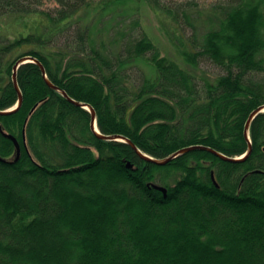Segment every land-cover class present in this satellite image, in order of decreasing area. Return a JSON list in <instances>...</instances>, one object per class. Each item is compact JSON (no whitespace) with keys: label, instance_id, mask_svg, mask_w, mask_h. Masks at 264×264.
Returning a JSON list of instances; mask_svg holds the SVG:
<instances>
[{"label":"trees","instance_id":"obj_1","mask_svg":"<svg viewBox=\"0 0 264 264\" xmlns=\"http://www.w3.org/2000/svg\"><path fill=\"white\" fill-rule=\"evenodd\" d=\"M54 1L0 0V111L17 61L37 60L0 115V264H264V112L245 132L264 105V0ZM145 3L179 58L143 29ZM62 91L157 159L252 150L158 164Z\"/></svg>","mask_w":264,"mask_h":264},{"label":"water","instance_id":"obj_2","mask_svg":"<svg viewBox=\"0 0 264 264\" xmlns=\"http://www.w3.org/2000/svg\"><path fill=\"white\" fill-rule=\"evenodd\" d=\"M29 61H34L36 62L37 60L35 58H33L32 56H23L22 58H20L17 63L15 64L14 66V71H13V82H14V85L15 87L18 89L19 91V101L18 103L10 108V109H7V110H3V111H0V115L1 114H6V113H9V112H13V111H16L22 104V101H23V96H22V93L20 92L19 90V87H18V81H17V71H18V68L20 67L21 64L23 63H26V62H29ZM41 65V68L42 70L45 72V68L42 64ZM48 83L52 86V87H55L58 89L57 86H55L48 78L47 76H45ZM60 90V89H59ZM64 93L65 96L68 97L67 93L65 91H62ZM72 102H74L75 104L77 105H80L84 108H86L87 110H89L91 112V128L92 130L97 133L98 135H100L101 137H104V138H107V139H117V140H123V141H127L131 144V146L137 151V153L147 159V160H150V161H153L155 163H158V164H165L167 162H169L171 159H173L175 156H177L179 153H183V152H186V151H189V150H193V149H208L209 151L217 154L218 156H220L221 158L225 159V160H228V161H238V160H243L245 159L251 152L252 150V147L249 148V150L247 151L246 154H244L243 156H240V157H229L225 154H222L210 147H206V146H203V145H192V146H188V147H185L183 149H181L179 152L175 153L174 155H171L167 158H164V159H157V158H154L152 156H149L148 154L146 153H143L133 142H131L128 138H126L125 136H122V135H103L99 132L98 130V127H97V120H96V112L94 110V108L87 104V103H83V102H79V101H76L70 97H68ZM260 112H264V105L260 106L259 108L255 109L249 116L248 120H247V123H246V127H245V132L246 134H248V129H249V126H250V123L252 121V119ZM96 125V127H95ZM5 135L9 138H11L15 144H16V147H17V159L19 158L20 154H21V146H20V143L18 141V139L12 135V134H7L5 133ZM0 159H3L1 156H0ZM154 186H156L157 188L161 189L162 191H164V193L167 192V188L162 186V185H158V184H154Z\"/></svg>","mask_w":264,"mask_h":264},{"label":"rangeland","instance_id":"obj_3","mask_svg":"<svg viewBox=\"0 0 264 264\" xmlns=\"http://www.w3.org/2000/svg\"><path fill=\"white\" fill-rule=\"evenodd\" d=\"M177 1H191L195 6L203 8L209 6L216 0H177ZM44 6L54 7L57 3L54 0H45ZM137 7V6H136ZM128 10L131 11L132 5H128ZM138 15L140 16L143 29L149 33V35L160 46L162 51H166L171 56L178 57V45H176V39L174 33L176 29L173 27L172 20L164 13L156 12L149 4L145 3L142 8L139 6ZM203 17H206L204 15ZM174 28V29H173ZM174 30L175 32L173 33ZM190 33V32H188ZM191 34V33H190ZM179 58V57H178ZM181 59V58H180ZM145 68V66H143ZM201 67L209 72H216V66L210 61H203Z\"/></svg>","mask_w":264,"mask_h":264},{"label":"bare ground","instance_id":"obj_4","mask_svg":"<svg viewBox=\"0 0 264 264\" xmlns=\"http://www.w3.org/2000/svg\"><path fill=\"white\" fill-rule=\"evenodd\" d=\"M95 127H96V125H95Z\"/></svg>","mask_w":264,"mask_h":264}]
</instances>
